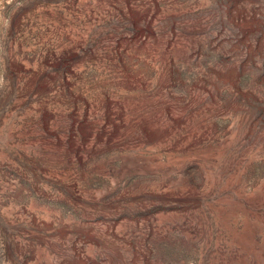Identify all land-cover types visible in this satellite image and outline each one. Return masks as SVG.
I'll return each instance as SVG.
<instances>
[{
    "label": "rangeland",
    "instance_id": "obj_1",
    "mask_svg": "<svg viewBox=\"0 0 264 264\" xmlns=\"http://www.w3.org/2000/svg\"><path fill=\"white\" fill-rule=\"evenodd\" d=\"M0 264H264V0H0Z\"/></svg>",
    "mask_w": 264,
    "mask_h": 264
}]
</instances>
